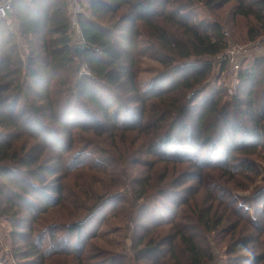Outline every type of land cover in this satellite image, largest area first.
<instances>
[{
    "label": "trees",
    "instance_id": "1",
    "mask_svg": "<svg viewBox=\"0 0 264 264\" xmlns=\"http://www.w3.org/2000/svg\"><path fill=\"white\" fill-rule=\"evenodd\" d=\"M85 7L80 57L68 0L14 2L0 22L6 256L216 264L225 244L227 264H264V57L246 59L234 93L212 84L237 31L243 45L264 38V0ZM120 229L128 251L99 240Z\"/></svg>",
    "mask_w": 264,
    "mask_h": 264
},
{
    "label": "rangeland",
    "instance_id": "2",
    "mask_svg": "<svg viewBox=\"0 0 264 264\" xmlns=\"http://www.w3.org/2000/svg\"><path fill=\"white\" fill-rule=\"evenodd\" d=\"M83 3L87 6L88 0H84ZM12 23H13V19H12V22L10 24L12 25ZM236 30H235V32H236ZM80 39H81V36L73 37L75 44L80 43ZM231 43L243 45L242 43H244V42H243L241 32H239V31L236 32V35H234L233 41L231 39ZM249 58L251 59V57H249ZM220 62H221V60H219V59H217L215 61V70L213 72L212 84H215L219 87L225 86V88H227L229 90V93L232 94V93H234V91L236 90V87L238 86V84L236 82L237 73L230 71L229 68H226V70H224V72L219 73ZM155 65H157V62L151 61V60L147 61V64L145 66V71L148 69H151ZM147 76H148V73L143 74V77H147ZM18 88H19V85H17V87L15 88L13 98H15L14 95L16 96V94L18 93V92L16 93ZM7 109H8V112L10 114L14 113L13 99L9 100L7 102ZM112 223H114L115 225H118L120 227L125 226L122 220H117L116 222L114 220ZM5 237H6L5 225L0 220V240L2 242V249H0V264H34V262H26V260H22V262L18 263L17 259L6 256L9 253V247L4 244ZM131 238H132L131 231H130V234L127 232L122 233L121 229L117 230V232H110L106 235L99 234V240L101 241V243H103L108 248L116 249V250L120 249L119 241L123 240L125 242L124 248L126 251H128L130 248V245H131ZM217 250H218V252L216 251V257H217L216 264H227L226 258H225V244L220 246Z\"/></svg>",
    "mask_w": 264,
    "mask_h": 264
},
{
    "label": "built area",
    "instance_id": "3",
    "mask_svg": "<svg viewBox=\"0 0 264 264\" xmlns=\"http://www.w3.org/2000/svg\"><path fill=\"white\" fill-rule=\"evenodd\" d=\"M23 0H0V22H12L13 3ZM71 3V32L73 37L81 36L79 18L86 14V7L78 3V0H68ZM264 57V38L246 45L230 44L227 51L219 60L229 61L233 72H237L243 62L249 57Z\"/></svg>",
    "mask_w": 264,
    "mask_h": 264
},
{
    "label": "water",
    "instance_id": "4",
    "mask_svg": "<svg viewBox=\"0 0 264 264\" xmlns=\"http://www.w3.org/2000/svg\"><path fill=\"white\" fill-rule=\"evenodd\" d=\"M75 48H76V51H77L78 56L80 57L81 54H82V52H83V51L85 50V48H86V44H85L84 42H82V43H78V44L75 46Z\"/></svg>",
    "mask_w": 264,
    "mask_h": 264
},
{
    "label": "crops",
    "instance_id": "5",
    "mask_svg": "<svg viewBox=\"0 0 264 264\" xmlns=\"http://www.w3.org/2000/svg\"><path fill=\"white\" fill-rule=\"evenodd\" d=\"M78 3L79 4H82L83 2H82V0H78ZM83 5V4H82ZM84 6V5H83ZM9 23H11V22H9Z\"/></svg>",
    "mask_w": 264,
    "mask_h": 264
}]
</instances>
